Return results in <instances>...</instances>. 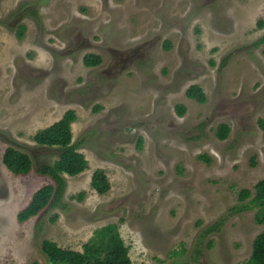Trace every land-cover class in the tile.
<instances>
[{"label": "rangeland", "instance_id": "obj_1", "mask_svg": "<svg viewBox=\"0 0 264 264\" xmlns=\"http://www.w3.org/2000/svg\"><path fill=\"white\" fill-rule=\"evenodd\" d=\"M24 1L0 0V131L34 167L10 171L3 162L10 144L0 138V264H52L44 240L82 251L108 224L117 225L133 264L246 263L264 230L251 201L264 178V45L254 46L264 34V0H37L45 18L62 14L73 48L91 37L134 49L116 73L101 70L111 55L98 45L90 48L102 57L95 69L83 64L81 48L67 57L33 49L36 28L15 37L12 14ZM82 4L89 6L78 13ZM193 84L205 102L187 96ZM68 110L89 166L64 175L61 205L19 222L34 192L53 183L36 172L38 163L59 157L33 137ZM222 123L231 127L225 140L216 135ZM97 169L110 183L104 194L91 184Z\"/></svg>", "mask_w": 264, "mask_h": 264}, {"label": "trees", "instance_id": "obj_2", "mask_svg": "<svg viewBox=\"0 0 264 264\" xmlns=\"http://www.w3.org/2000/svg\"><path fill=\"white\" fill-rule=\"evenodd\" d=\"M259 23L263 27V21ZM262 45H264V34L254 42L255 47ZM165 47L170 49V43H166ZM84 61L87 65H95L99 59L87 56ZM186 94L189 98L201 103L207 99L204 89L198 84L191 85ZM185 112V106H177L179 115ZM75 120L76 112L68 110L59 120L34 135L33 139L40 151L57 147L59 157L51 164L38 163L36 172L50 177L53 183L46 184L34 192L28 205L17 214L19 222L27 221L44 208L61 205L67 187L64 175L76 176L88 168V160L78 150V144L73 142L71 124ZM230 131L231 127L222 123L218 126L216 134L220 139H225ZM0 138L7 140L10 144L3 155V162L10 171L16 175H24L33 170L34 163L31 156L17 148L20 145L18 142L12 140L3 131H0ZM91 184L99 194H104L110 189V183L103 169H97L94 172ZM82 195L83 193L79 194L81 197ZM251 195L249 189H243L239 193L242 200L248 199ZM251 201L258 207L256 221L264 224V178L256 183ZM42 249L52 264H133L129 255L130 248L125 244L116 224H108L95 230L94 235L83 245L82 251L62 248L48 239L43 241ZM244 264H264V230L255 238L251 257Z\"/></svg>", "mask_w": 264, "mask_h": 264}, {"label": "flooded vegetation", "instance_id": "obj_3", "mask_svg": "<svg viewBox=\"0 0 264 264\" xmlns=\"http://www.w3.org/2000/svg\"><path fill=\"white\" fill-rule=\"evenodd\" d=\"M107 4L108 3H105L102 5L103 9L107 7ZM70 6H72V5L70 4ZM87 6H89V4L88 5L82 4V6L79 7L78 13L86 11ZM83 7H85L86 10ZM17 8L18 9L15 10L12 14L11 27L15 28V32H13L14 36L17 37L18 39H20V38L22 39L25 37V35L27 33V29H28L27 27L34 28V30L36 28L35 35L33 36V39H32V45H33V42H36V41L39 44L36 47L33 46V49H35L37 51H41L45 54L58 52L62 56L67 57L72 53V50L77 49V48H81V50L83 51V53H82L83 64L87 68L100 69V67L102 65V57L100 56L101 53L90 50L91 46L98 45L103 50H106L108 52V54L110 53V55H111V57H110L111 63L109 64V68H107V69L103 68L101 70L105 71L107 73H116V72H119L125 68V65H127V62L130 59L129 57L131 56V55L128 56V54H130L129 52H132L134 50L133 49V50L120 51V50L110 49V47L106 48L102 45V42L92 43L93 38H91V37L83 38L78 43V47L73 48V46L71 45V43L69 41V38L64 36L62 33L63 32L62 30L66 29V21L60 20L62 14H60L59 12H55V14L52 15V18H54L56 21V26H58V27H55V25L53 24L52 18L50 20V18L47 19L44 17V13H46V5L43 8L42 5H40L37 0H26L24 2H21L19 4V7L17 6ZM25 22H27V23H25ZM75 28L76 27L73 28V32H75V30H76ZM77 29H80V28H77ZM71 30H72V28H70L69 31H71ZM89 33H90V35H93L92 33H94V32L92 30H89ZM75 34H77V33H75ZM62 40H65V42H66L65 46H60V43ZM165 43H170V42L166 41ZM26 53H31V52H30V50H27ZM87 56L97 57L99 59V62L95 65H87L84 61ZM227 138H225V139H227ZM225 139H220V140H225Z\"/></svg>", "mask_w": 264, "mask_h": 264}]
</instances>
